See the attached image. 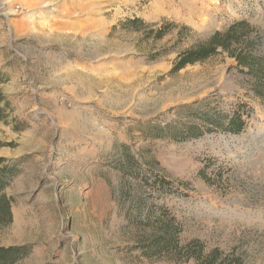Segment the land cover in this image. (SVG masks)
Instances as JSON below:
<instances>
[{"label":"rangeland","instance_id":"obj_1","mask_svg":"<svg viewBox=\"0 0 264 264\" xmlns=\"http://www.w3.org/2000/svg\"><path fill=\"white\" fill-rule=\"evenodd\" d=\"M241 21L264 60V0H0V158L18 168L0 246L28 250L15 264H199L134 250L161 212L181 246L264 264V138L249 135L264 129V79L225 52L171 72ZM168 125L203 135L152 137ZM122 146L138 175L116 169Z\"/></svg>","mask_w":264,"mask_h":264},{"label":"trees","instance_id":"obj_2","mask_svg":"<svg viewBox=\"0 0 264 264\" xmlns=\"http://www.w3.org/2000/svg\"><path fill=\"white\" fill-rule=\"evenodd\" d=\"M143 25L141 20L133 19L126 21L124 27L138 31ZM247 30L248 24L241 21L232 24L224 32H215L206 41L180 53L175 59L171 72H179L188 65L203 63L218 53L225 52L236 61L239 67L247 69V73L257 75L259 71L260 76L264 79V60L254 54L258 49V41L247 42L244 39L247 36ZM163 35V29L155 32L157 38H161ZM152 59H156L155 56ZM3 106H7V99L0 93V121L5 122L7 121V113ZM222 118L223 116H218L215 120L209 116H204L202 120L218 128L224 125ZM226 118L228 120L226 130L228 132L239 134L243 130L244 122L238 113ZM151 130L154 139L164 138L166 136L163 134L164 130L169 133L168 137L176 141L198 138L203 135L196 125H189L183 129L168 125L164 129L151 127ZM115 167L124 173L128 172L135 175L139 166L134 157L128 154L126 147L122 146L121 159L115 161ZM17 173L18 168L15 162L0 158V227L8 226L12 222V200L6 196L5 189ZM163 184L161 185L163 186ZM180 231L174 220L167 213L161 212L159 218H156L155 222L152 223L150 236L137 243L133 248L139 252L140 257L148 260L167 258L178 263L194 259L199 264H240L239 261H228L227 257L222 258L216 249L204 255L203 248L197 241L184 247L181 246L179 243ZM27 255L28 250L25 247L0 246V264H15Z\"/></svg>","mask_w":264,"mask_h":264},{"label":"bare ground","instance_id":"obj_3","mask_svg":"<svg viewBox=\"0 0 264 264\" xmlns=\"http://www.w3.org/2000/svg\"><path fill=\"white\" fill-rule=\"evenodd\" d=\"M249 135H251L253 137L261 136V137L264 138V129L254 130V131L251 130V131H249Z\"/></svg>","mask_w":264,"mask_h":264}]
</instances>
